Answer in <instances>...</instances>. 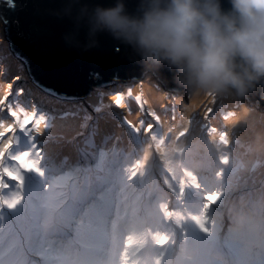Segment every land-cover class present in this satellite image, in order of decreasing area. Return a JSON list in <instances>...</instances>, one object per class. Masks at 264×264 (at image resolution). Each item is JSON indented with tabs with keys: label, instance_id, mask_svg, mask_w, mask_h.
Listing matches in <instances>:
<instances>
[{
	"label": "clouds",
	"instance_id": "9594fccd",
	"mask_svg": "<svg viewBox=\"0 0 264 264\" xmlns=\"http://www.w3.org/2000/svg\"><path fill=\"white\" fill-rule=\"evenodd\" d=\"M230 3L231 9L224 10L221 0H141L135 15L127 12L124 0L112 7L85 4L75 19L78 26L87 25V43L81 45L75 34L65 40L88 50L98 46L97 34L107 31L132 46L147 71L164 65L174 69L175 81L191 98L246 97L264 82V0ZM64 14L71 15V7ZM41 118L37 133L44 127ZM225 119L231 128L239 116ZM190 128V116L168 128L173 133L169 142L157 156L146 148V167L138 163L144 170L126 180L133 194L139 185L147 198L132 199L135 210L121 226V243L134 264H264V188L224 200L229 181L211 203L209 195L203 204L186 196L188 189L208 191L216 181L246 170L248 162L264 160V127L253 131L240 156L233 152L230 133L212 129L205 138L190 134ZM4 157L0 177L5 169L18 170L8 167ZM32 160L40 164L39 156ZM161 170L167 173L164 191L151 181ZM21 200L18 190L0 181V207L15 210ZM217 204L223 211L213 217L212 205ZM11 243L9 236L0 237L5 252Z\"/></svg>",
	"mask_w": 264,
	"mask_h": 264
},
{
	"label": "rangeland",
	"instance_id": "374dc122",
	"mask_svg": "<svg viewBox=\"0 0 264 264\" xmlns=\"http://www.w3.org/2000/svg\"><path fill=\"white\" fill-rule=\"evenodd\" d=\"M4 37V27L3 24L0 22V40ZM6 42V41H5ZM2 48H6V44L2 45ZM14 79V78H13ZM13 79L11 81H13ZM140 89V88H139ZM117 93L121 91V89L114 90ZM129 93V91H127ZM11 95L10 89L7 88H0V100H3L4 103L0 104V122H10L11 125H14L16 128V131L14 133H6V135L3 138H0L1 140H4L6 137H9V139H13L12 147L9 149L10 157L12 156H18L22 155L23 153L27 152L30 153L29 159L32 160V157L39 156L40 158V164L37 165L38 171L35 170H25L20 168L18 162L12 160L9 158V154H5V161L6 165L10 168H16L19 169L20 174L24 177L23 184H19L17 181H9L11 180L6 174L3 175V180L11 186V188H14L13 191H19L21 196L22 192H24V198L27 199L29 203H21V205L17 206L15 210L10 209L8 206L4 208L1 207L0 211V223L11 225L15 229L20 230L23 232L26 236L24 244L18 248L19 249V256L22 259H25L28 261V264H42L41 259L35 260V259H29L27 257V254L24 252H30L37 253V252H43L46 255V259L50 260L52 256L56 259V261H64V258H68V256L71 255L69 251L63 252L60 248L52 244L51 241L47 239L46 235V244L44 243V240L40 239L42 230L39 229V227L36 225L37 223L34 222L35 218L41 222V224L47 225L48 222L53 221L54 224L63 225V226H69V216L72 218L71 215L75 216V220H78V224L81 223V221L88 223L89 225L85 224L84 226L80 225L81 233L77 235L78 241H81L82 243H96L100 244L98 242V238L95 235V229L98 228L102 230V224L103 222L108 219V225L107 227H104L103 230L109 236H115L118 237L120 235V223L119 219L121 216L128 217V219L131 218L130 212L133 211L132 209H124L123 205L126 204L124 200L121 198L120 190L121 187H123L126 183V180H134L135 178V170L134 166L138 164L136 161L135 163L128 164L125 162H121L120 160V166H117L115 168L116 176L114 177V183H109L103 187L104 190L98 191L96 190L94 192L95 197L93 198L92 202L86 203L81 198L84 197L85 190L83 188H78V186H71V193L65 192L63 190V187H67L68 185H73V181L70 180L69 176L73 177V173H70L69 171H66V174L61 175V178H57L56 175H48L49 167L47 166L43 160L45 159L44 152L42 150V146H39L37 144V141L40 139L38 134H43L45 130L49 129L52 125V116H55L54 114L47 113L46 111H42L41 109L37 108V106L34 104V106L31 104L30 106H26L23 102V96H18V102L14 103V99L9 98ZM7 97V99H5ZM17 97V96H16ZM9 98V99H8ZM51 100H55L53 98H49ZM59 101V100H57ZM216 101H212L211 99L206 97H201L198 101H196L191 106L182 105L181 107L177 109H171L168 112L161 114V119L163 122V127L165 128V131L167 133V142H162L163 135L161 133V127L160 129H157L155 131V134L158 135L160 144L162 147L166 145L169 140L171 139L173 133H169L167 130L168 128H174L179 124V120L182 119V117L195 116V121H199L198 125L196 127H192L194 122H191V128H190V134L200 135L207 137L208 133L212 129H216L218 131H222L224 129L228 133H232L234 130L233 127H229V124L226 122V117H222L223 113L220 107H218V112L216 116H211V112L213 108L216 105ZM65 102V101H63ZM134 102V100H133ZM11 103V104H10ZM135 103V102H134ZM148 103V104H147ZM146 104L150 111L154 113V109L150 108L149 105L151 103L148 101ZM154 106V102L152 104ZM210 109V112H207V110ZM11 111H16L18 113V116L20 119L24 118V113L27 115H34V121L32 125H29L26 130H20L19 125L15 123L16 118L11 116ZM59 113L62 115L65 113H69L67 110L63 109L60 110ZM175 113V114H173ZM40 117L44 118V125L45 130L41 133H37L35 131L34 123H36V120H39ZM64 117H68V115H64ZM72 117V116H71ZM229 117V116H228ZM177 118V120H175ZM155 122H159L158 117L155 116ZM148 121V119H147ZM151 125H154L151 121H149ZM150 125V126H151ZM256 125L255 122H248V120H243V123L236 124L234 127L243 126L244 128L252 127ZM65 126H68L65 124ZM150 126L148 129H150ZM153 127V126H152ZM64 129H67L66 127L61 128L62 131H66ZM255 128L249 129L247 132L253 133ZM0 131H3L2 128H0ZM60 133V132H59ZM59 133L55 134L58 135ZM152 134V133H151ZM154 135V134H153ZM52 136V134L48 135V132L46 134V138ZM162 142V143H161ZM106 151H101L98 153V162L97 166L95 167V171H88L86 175L89 172L94 173L97 175L100 173L101 168H103V162L107 161L108 153H105ZM115 162V159L113 160ZM254 162H248V167L246 170H242L240 174V177L245 179L244 174H248L251 172L254 168ZM132 169V170H131ZM71 174V175H70ZM34 176L35 179H32L31 177ZM124 176V178H123ZM21 187V188H20ZM211 188H209L208 191H204L203 189L195 190L197 191V194H207L211 191ZM119 193V194H118ZM137 197L139 196V201H143L147 198V193L141 188H139V191L136 193ZM69 198H76L78 199L83 205L74 204L72 199L71 201L68 200ZM117 199H119L118 203L120 207L116 209L117 212H120V215L118 217L115 216L113 213V202H117ZM52 205H66L68 206L70 210V215L68 212H60L58 208L53 209V216L51 217V214L49 213V209ZM36 210H35V209ZM78 211V212H77ZM77 212V213H76ZM110 212L113 213L114 217L109 218L107 215H110ZM34 222V223H33ZM90 224L95 225L90 226ZM11 231V236L13 235V231ZM73 236V234H70L69 238H67L68 243L67 247H71V244H69L70 238ZM64 242V241H63ZM44 243V244H43ZM12 246H10V249L8 251L9 255H13L12 253ZM2 249V248H1ZM59 249V250H58ZM7 251V252H8ZM47 251V252H45ZM15 254L18 256V253L15 252ZM125 255L127 254V248L124 251ZM41 256L40 254L37 255ZM129 258H132L131 255H129ZM15 261V258H14ZM62 263V262H59ZM0 264H3V259L0 256ZM65 264H73L69 261L65 262Z\"/></svg>",
	"mask_w": 264,
	"mask_h": 264
},
{
	"label": "water",
	"instance_id": "95a60500",
	"mask_svg": "<svg viewBox=\"0 0 264 264\" xmlns=\"http://www.w3.org/2000/svg\"><path fill=\"white\" fill-rule=\"evenodd\" d=\"M117 0H0V22L13 54L40 87L65 99L83 98L93 87L113 79H128L147 71L132 46L107 31L97 34V47L85 50L66 42L75 34L81 45L87 43L86 24L77 25L76 14L82 5L115 6ZM141 0H124L130 14H138ZM224 10L230 0H221ZM71 7V15L64 14ZM155 73L171 85L184 89L175 81L176 72L166 65ZM246 97L254 104H264V82Z\"/></svg>",
	"mask_w": 264,
	"mask_h": 264
},
{
	"label": "trees",
	"instance_id": "16d2710c",
	"mask_svg": "<svg viewBox=\"0 0 264 264\" xmlns=\"http://www.w3.org/2000/svg\"><path fill=\"white\" fill-rule=\"evenodd\" d=\"M6 39L0 40V85L5 86V88H10L16 90L20 94L22 92L25 94L23 97L27 98L26 92H30V94L35 95L38 94L37 89L29 82V78L25 72L23 66H21V62L18 61L16 58L12 56L9 52V48L7 47V43L5 42ZM2 45L6 44V48L3 49ZM4 57V58H1ZM14 78V79H13ZM13 79V81H11ZM141 86V89H139ZM144 87H148L149 90L152 91L151 94H146L144 92ZM97 91V90H96ZM104 93H97L92 92L91 95L84 101H79L77 103H70V102H63L57 103L56 101L45 99V103L49 106L48 108L51 111L55 109L57 111L60 110H71L68 117H64L63 120L66 119H76L77 121H72L68 123L66 131L60 130L59 132L51 133L52 136L47 138V143L43 149L46 150L47 155L52 159L53 163L58 166L62 167L64 164V160H60L59 155L72 156L76 162L80 159V157H87L86 154L80 152V148L86 146L89 148V151L97 153V149H108V150H117L118 148L122 149H135L138 151V154L145 151L146 148L150 146V150L153 156H157L159 150L162 148L159 145V139L156 136L151 135L157 129H160V124L155 122V116L150 111L147 106V102L149 101L151 105L150 108L154 109H166L167 107L170 110L177 109L182 105L191 106L196 101L201 99V97L191 98V95H188V103H186V99L184 96L181 95H173L166 91H162L161 87L157 86L154 82L149 81L146 79L142 82V84H137L132 95L129 96L127 91L123 93H116L107 95ZM141 94L144 97V101L147 103L144 107H139V103L135 101V96ZM157 94L160 95V98H156L153 95ZM41 96V95H40ZM121 96L122 103L118 105L115 103V97ZM207 99V97H206ZM222 99L231 100L234 102V108L241 113L242 111H246L252 114L251 117H246L245 120L248 122H255L256 125L252 127L244 128L243 126L234 127L232 133H230V138H233L232 149L236 156H240L244 146L247 144L251 137V133L247 132L249 129L255 128L259 129L264 127V113L259 111L256 108L250 109L248 106H243L244 103H241L238 99V96L232 94L227 96H222L217 98L216 103L219 104V101ZM134 100V102H133ZM154 102V106L152 105ZM210 110V109H209ZM207 110V112H209ZM168 112V111H167ZM162 113H164L162 111ZM175 114V113H173ZM72 116V117H71ZM130 118H133L134 121H131ZM148 117V120L154 121L155 128L152 129L150 132L148 127L151 125L150 122L145 120ZM191 122H194L192 127H196L199 121H195V116L190 117ZM143 120L145 121L143 124ZM177 120V118L175 119ZM181 121V119L179 120ZM78 123V128L76 124ZM132 125L138 129V135L136 136V131L132 129ZM59 125L52 129L57 128ZM115 128L116 131L120 135V141L116 140L114 136L111 134H107V136H103V133H106L108 130H112ZM113 131V130H112ZM164 132L165 128H163ZM50 132V131H49ZM59 133L58 135H55ZM47 132L43 133L41 138L46 139ZM41 140V139H40ZM94 140L95 144L98 142L100 143L99 147H88L87 143H91ZM45 143V141H44ZM43 143V144H44ZM68 150V151H67ZM121 151V149H120ZM58 152L57 155L53 157V153ZM139 154V155H140ZM141 154V156H142ZM140 159L141 162V156ZM145 152L143 154V157ZM260 164L259 166L249 172L248 174H244L245 179L240 177L241 171L236 172L231 177L225 178L224 181H217L218 186H215V193L221 190L225 183L230 181L231 186L229 187L228 191L225 194V197L222 198L224 200L229 199H239L248 194H251L257 189L264 188V160L258 161ZM256 163V162H254ZM141 165L146 167V162L143 160ZM143 169V167H141ZM155 181L162 180L165 183V179L167 178V173L163 170L156 172L154 175ZM262 179V185L260 188H257V180ZM216 183V182H215ZM247 189V190H246ZM246 194V195H245ZM200 197L198 196V202L200 203ZM213 208L218 209L222 207L221 205H212Z\"/></svg>",
	"mask_w": 264,
	"mask_h": 264
},
{
	"label": "bare ground",
	"instance_id": "6f19581e",
	"mask_svg": "<svg viewBox=\"0 0 264 264\" xmlns=\"http://www.w3.org/2000/svg\"><path fill=\"white\" fill-rule=\"evenodd\" d=\"M0 88H5V86H2V85H0ZM175 90H177V91H182V90H184V89H178V88H175V87H173ZM149 91V92H148ZM144 92H146V93H151L152 91L151 90H149V88L148 87H144ZM154 97H156V98H160L161 99V97H160V95H157V94H154L153 95ZM262 109V108H261ZM238 116H239V121H238V123H236V124H240V123H243V120H245V118L246 117H251L252 116V114H250V113H248V112H246V111H242L241 113H238L237 114ZM54 118H55V116H53ZM72 121H77L76 119H66V120H64V122H68V123H71ZM5 126H7V125H11L10 124V122H4L3 123ZM76 126H77V128H78V123L76 124ZM43 127V126H42ZM113 130V131H112ZM112 130H108L106 133H103V136H107V134H111L112 136H114L115 138H116V140H119L120 141V135H119V133L116 131V129L115 128H112ZM232 139L233 138H231V141H232ZM6 142V140L2 143V145H0V147H3V144ZM95 142H94V140L91 142V143H87V146L88 147H95ZM121 149V152L119 153V154H117V157L121 160V162L123 161V162H125V161H127L128 160V158H131V165L134 163V160L132 159V157L130 156V154H129V152L127 151V149H125V152L123 153V151H122V148H120ZM68 151V150H67ZM89 151V148H87L86 146H84V147H81L80 148V152L81 153H83V154H85L86 152H88ZM90 152H92L91 150H90ZM145 152V151H144ZM144 152H143V154H144ZM57 153L58 152H55V153H53L52 155H53V157L55 156V155H57ZM105 153H108V158H107V161H106V165L107 166H111L112 164H113V160L115 159V150H108V149H106V152ZM96 154V153H95ZM140 154V153H139ZM142 154V153H141ZM141 154L139 155V158H140V156H141ZM143 154H142V156H143ZM142 156H141V158H142ZM58 159H60V160H64L65 162H67L68 164H72V163H74V162H76V160L75 159H73V157L70 155V156H66V157H64V155H59V158ZM49 162V163H53V161H52V159L49 157V155H47V157L43 160V162ZM96 165L97 164H95L93 167H96ZM132 170V169H131ZM58 177H61V176H58ZM9 181H14V180H9ZM74 203V202H73ZM113 206V209L114 210H116L117 208H118V206L120 207V205H119V203L118 202H114V204L112 205ZM68 207V206H67ZM104 225H108V222L107 221H104ZM71 228H67V229H65L64 231H63V233L64 232H66V231H68V230H70ZM52 231H48V234L49 233H51ZM40 233H44V232H40ZM4 236H9L10 238H11V236L9 235V234H7V233H5V232H3L1 229H0V237H4ZM69 236H70V234H68V235H65V236H63L62 237V235L60 236V237H58V239L55 241V244H56V246L57 247H59V244H60V242H61V240L62 239H64V240H67V238H69ZM12 242H13V246H12V253H13V255H16L15 254V252H18L19 253V249H18V245H19V242H18V240L17 239H15V238H13V240H12ZM62 248H64V247H62ZM62 248H60V249H62ZM59 250V249H58ZM1 251H3V249H1ZM30 253H31V251H30ZM36 255H38V253L36 254ZM17 256V255H16ZM36 260V259H35Z\"/></svg>",
	"mask_w": 264,
	"mask_h": 264
},
{
	"label": "snow or ice",
	"instance_id": "6c2138e0",
	"mask_svg": "<svg viewBox=\"0 0 264 264\" xmlns=\"http://www.w3.org/2000/svg\"><path fill=\"white\" fill-rule=\"evenodd\" d=\"M129 96L132 95L131 92L128 93ZM7 99V97H5ZM137 99H140V97H137ZM4 101L0 100V104H3ZM115 103L120 105L122 103V97L116 96L115 97ZM210 111V110H209ZM11 116L16 118L15 123L19 125L20 130H26L29 125L33 124L34 121V115H27L24 113V118L20 119L18 116V113L16 111H11ZM43 118H41L42 120ZM35 131H40V128L36 123H34ZM0 128L3 129V131H0V138H3L6 133H14L16 131V128L14 125H7L5 126L3 123L0 124ZM13 139H7L6 142L3 144V147L0 148V158L5 156L6 153H8V150L12 147ZM30 153H23L22 155L18 156H12L11 159L18 162L20 168L25 170H35L38 171L36 161L30 160L29 157ZM5 172L7 176L14 181H17L19 184H23V177L19 172V169L16 172L9 171L5 169ZM3 180V177H0V181ZM216 197L213 195H209L208 200L211 203Z\"/></svg>",
	"mask_w": 264,
	"mask_h": 264
}]
</instances>
